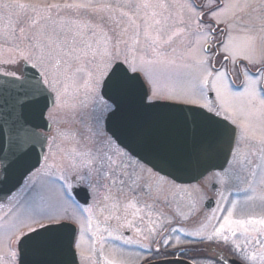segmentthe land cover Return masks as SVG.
<instances>
[{
  "label": "snow or ice",
  "instance_id": "snow-or-ice-1",
  "mask_svg": "<svg viewBox=\"0 0 264 264\" xmlns=\"http://www.w3.org/2000/svg\"><path fill=\"white\" fill-rule=\"evenodd\" d=\"M0 7L28 10L39 19H50L52 12L59 14L65 10L83 9L101 13L109 10L111 5L104 4L94 8L90 2L61 4L36 0L27 4L4 2L0 3ZM124 7L132 11V15L121 11V15L128 18V25L115 36H110L102 23L88 21L79 24L76 33L63 39L53 34H46L41 28L37 38L45 40L46 43L33 46L38 47L39 52L33 53L31 49L22 51L16 67L0 74V77H8L4 79L3 86H0V132L7 129L6 146L10 156L5 170L13 165L24 169L23 175L29 178L22 186L21 198L24 192L32 191L31 198L26 201L27 210L19 218L12 233L16 236L15 249L9 246V251L14 264H24L20 258L22 248L40 255L59 253L71 258L61 262L41 259L35 261V264H75L76 254L81 261L85 258L81 244L85 222L75 213L80 212L81 216L83 213H88L87 225L91 229L92 207L99 194L98 181L101 172L104 171L105 157L93 156L90 150H85L80 153L82 159L79 165L72 163L68 169H63L55 160L50 163L45 156L44 162L35 172H33L35 164L30 162V156L35 153L36 147L49 138L37 132L41 125L27 119L26 113L31 114L35 120H44L52 117L53 108L57 110L67 108L68 104L63 97L68 90L69 81L77 96L83 92V99L79 100V104L84 107L89 103L93 105L90 118L97 125L118 114L152 112L161 107L156 103L158 100L196 106L216 116L224 113L231 124L241 130V135L236 140L237 148L240 139L253 141L259 146L261 164L258 167L264 172V37L260 38L262 43L258 47L257 38L251 34L242 37L244 43L240 45L234 43L235 38L231 35L227 42L220 40L217 35V33L223 34V30L219 28L220 24H225L229 29L232 27L234 21L227 17L229 12L235 16L237 11H243L250 5L221 3V0H199V3L196 0H185L178 5L181 9V24L187 23L190 26L194 22L200 38L197 47L191 49L188 55L180 57L178 64L175 59H166L159 48L160 45L169 43L176 33L167 35L166 39L163 38L160 33L164 31V24L160 19H155L157 16H163V11L173 6L160 3L158 0H135L134 4L129 3ZM149 9L151 16L144 17L143 36L147 48L151 49L154 56L146 59L147 52H145L137 58L135 45L139 43L140 36L137 19L141 10ZM154 19L155 25L161 27H154L151 22ZM129 28L132 29V35L125 39ZM153 30L157 35H153ZM85 32L91 33V39H83ZM248 32L251 33V29ZM130 39L133 41L132 44H129ZM153 65L180 69L184 76L180 86L169 87L167 90L158 88L154 73L149 67ZM26 66H28L27 70ZM79 73L86 74L82 84L76 81ZM229 73L237 79H240L241 75L244 77L240 85L242 91L232 90L231 81L228 80ZM211 92L215 93L216 100L219 101L215 108L208 103H201L209 100ZM53 96L55 99L50 108L49 101ZM258 97L259 107H257ZM72 107L75 108L76 105ZM257 116L260 117L259 124L255 122ZM201 118L207 119L202 112H192L190 121L182 114L176 117L187 126L183 136L170 132L164 125L148 133L158 138L156 149L163 162L177 170H191L202 158L218 151L220 137L217 134L211 130L197 134L196 124ZM107 143L111 146L112 141L109 140ZM181 144L186 145V149L181 150L179 147ZM237 148L230 146L228 149L233 157V160L228 161L229 165L231 166L234 161L242 166L245 161L252 164L253 161L248 158V154L239 153ZM99 151L98 149L97 152ZM117 155L124 156L125 153L117 150ZM250 155L256 156L257 152L253 151ZM107 161L110 169L114 171L117 161L113 160L111 155L107 156ZM0 163H3L2 158ZM97 163L99 167L96 166ZM53 168L61 169L60 174L55 175V182H59L58 188L53 186L52 180L38 182V177L52 176ZM241 170L245 169L242 167ZM227 172L226 169L224 173H213L212 180L223 184L227 179ZM253 175H255L254 171ZM109 178L111 177L107 175L104 177L105 180ZM238 178L243 179V177ZM163 182L161 179L155 183L159 185ZM123 183L121 180V184ZM136 186L142 187L139 184ZM148 188L149 193L146 194H150L151 185ZM199 190V188L194 189V191ZM109 198V195L105 196V199ZM220 198L224 199L222 192ZM89 199L93 204L81 211V203L87 204ZM126 207H134V205L130 203ZM235 208L236 202H232L231 208L226 209L227 215L223 217V223L210 234L201 235L202 229H198L195 232H185L184 235L197 237L198 243L209 244L213 241L219 242L223 236V242L227 244L228 237L223 234L227 229L236 236L233 226L247 232L246 225H260L258 229L253 228L252 231L264 233V219L233 220ZM69 209L73 210L71 214ZM167 223L172 224L173 221L169 220ZM171 230L179 231L175 227ZM113 238L123 240L126 244L132 242L124 239L121 234L114 235ZM144 239H150V236ZM157 243L167 246L169 241L162 239ZM257 243L264 246V241L258 240ZM2 246L3 243L0 242V247ZM147 251L151 252V249ZM159 254L158 248L156 255ZM164 255H175V253L165 252ZM145 259L151 264V261L155 260V255L151 258L146 256Z\"/></svg>",
  "mask_w": 264,
  "mask_h": 264
},
{
  "label": "rangeland",
  "instance_id": "rangeland-1",
  "mask_svg": "<svg viewBox=\"0 0 264 264\" xmlns=\"http://www.w3.org/2000/svg\"><path fill=\"white\" fill-rule=\"evenodd\" d=\"M4 2L27 4L34 3L36 0H0V3ZM47 2L61 4L90 2L94 8L104 4L111 5V8L101 13L83 9L79 11L65 10L59 14L52 12L50 19H39L34 13L28 10H21L18 8L4 9L0 7V68L4 70L8 69L9 65H17L22 51L31 49L33 53H38L39 48L33 46L46 43L45 40L37 38V33L41 28H43L46 34H53L63 39L65 36H72L78 31L79 24L88 21L90 23H102L105 31H107L110 36H115L128 25V18L122 16L121 11L129 12V15H132V11L124 6L129 3L134 4L135 0H47ZM158 2L173 6L164 10L163 16L155 17V19H160L162 24H164V31L161 32L160 35L166 39L167 35L176 33L169 43L162 44L159 48L166 59H175L178 64L180 62V57L188 55L191 49L197 47V41L200 39L197 35L198 30L194 22L190 26L187 25V23L181 24V9L178 5L184 3L185 0H158ZM196 2L199 3V0H196ZM221 3H234L240 4L241 6L248 4L250 7L245 8L243 11H237L235 16H233L231 12L227 14V17L232 19L234 23L230 29L227 28L225 24L219 25V28L223 30V34L217 33L219 39L227 42L229 35H231L235 38L234 43L240 45L244 43L241 38L251 34L257 38L256 43L259 47L262 43L260 38L264 37V0H221ZM146 15L151 16L150 9L146 11L141 10L139 12L137 23L140 25V36L138 38L139 43L135 45V54L137 58H139L140 55H144L145 52H147V59L153 58L154 54L151 52L150 48H147L143 36L144 17ZM101 17H103V20H101ZM155 19L151 21L154 27H161L160 25H155ZM34 21L36 22L35 24L33 23ZM249 29H251V33L248 32ZM131 35L132 29L129 28L124 38L127 39ZM153 35H157L155 30H153ZM83 39H91V33L85 32ZM132 43L133 41L130 39L129 44ZM149 67L154 73L157 87L163 90H167L169 87L178 88L184 78L182 71L176 67L165 68L162 65H153ZM85 77V73L77 74V83L82 84ZM243 79L244 77L242 75L240 79H237L229 73L228 80L231 81L230 87L233 91L237 89L242 91L240 85ZM145 85L148 87L146 82ZM61 87L63 88V85H61ZM210 94L212 95V100L201 101V103H208L212 107L214 103L218 106L219 101L216 100L215 93L211 92ZM63 99L67 102L68 107L59 110L53 108L52 117L48 118L52 125V129L49 134L44 157L47 156L50 163L55 160L56 164L61 165L63 169H68L72 163L79 165L82 159L80 153L85 150H90L93 156L103 155L105 157L104 171L101 172L98 181L100 185L99 194L96 198L95 205L92 207L91 229H89L87 225L88 213H83L82 216L80 212L75 213L79 219L85 222V230L81 240L85 258L81 261L77 254L79 264H136L142 258L139 250L129 245H122L119 243L120 239L113 238V236L117 234L123 236V232L129 230L132 225L133 221L131 219L136 216V212L133 211L132 216L130 215L131 219L126 218L125 209L122 206L121 194L127 192L137 193L123 188L126 183L121 184V180L123 181L125 178H129L135 182L142 179L144 183L148 185H150V183L156 184L155 182L161 179L164 181L159 185L156 184L158 190L157 194H155V199L160 209V218L161 221H163L162 223L168 225L167 221L172 220L171 218L174 216L179 227L183 225L184 228L185 225H189L190 221L193 220L194 223L195 219L200 218L203 209L202 204L206 198L204 190L208 187V183L213 181L212 177L204 180L200 184L188 186L178 185L169 179L159 176L117 147L114 141L105 133L104 121H101V123L97 125L96 122L90 118L93 105L89 103L87 107H84L79 104V100L83 99V92L77 96L71 81L68 82V90ZM158 101L176 104L170 101ZM72 105H76V107L73 108ZM257 107H259V97L257 98ZM221 116L227 119L226 114L222 113ZM259 120V116L255 117V122L257 124H259ZM109 140L112 141L111 146L107 143ZM256 146L258 145L253 141L240 139L238 148H236L239 153L248 154V158L251 159L252 156L250 153L253 152ZM98 149L100 150L99 152H97ZM117 150L125 153V155L118 156ZM108 155H111L113 160L117 161V164L114 166V171L109 167L107 161ZM44 157L41 164L44 162ZM246 162L247 161H245L244 164H246ZM260 164L261 162L259 165ZM237 165L238 162L236 161H234L231 166L229 165L227 168L228 178L237 177L239 171V177L247 178L249 170L242 171L241 169H236ZM40 166L37 169H39ZM96 166L99 167V164L97 163ZM60 171V168H53L52 176L38 177V182L43 183L52 180L54 181L53 186L58 188L59 182H55V175H59ZM244 172H246L245 175ZM106 175L111 178L105 180L104 177ZM117 176L118 178H115ZM262 177H264V172L261 171V167H258L257 178L260 179ZM28 178L29 177L25 180ZM257 182L260 181L257 180ZM73 183L75 185V181H73ZM131 185H133L134 188L137 187V183ZM22 186L4 202L0 203V242L3 243V246L0 247V264H10V262L14 264L9 251V246L15 249L14 241L16 236L12 233L14 232V227L18 223L19 218L27 210L26 201L32 196V191L30 190L24 192L23 198H21L23 192ZM196 188L200 190L194 191ZM106 195H109L110 198L105 199ZM114 195H118V198H113ZM245 196V198L234 200V202H236V208L233 210V214L238 215L249 212L251 203H253L254 200L252 192L247 193ZM92 204L93 201L90 199L89 205ZM80 208L82 211L85 207ZM72 212L73 210L69 209V213L71 214ZM191 212L192 217L190 215ZM128 220L131 222L130 224ZM162 223L161 225L163 226ZM121 225H123V227H120ZM161 231H163V227H161ZM207 231L211 233L210 225ZM110 233H112V235H110ZM183 241L182 232L176 233L175 242L179 244Z\"/></svg>",
  "mask_w": 264,
  "mask_h": 264
},
{
  "label": "flooded vegetation",
  "instance_id": "flooded-vegetation-1",
  "mask_svg": "<svg viewBox=\"0 0 264 264\" xmlns=\"http://www.w3.org/2000/svg\"><path fill=\"white\" fill-rule=\"evenodd\" d=\"M15 67L16 64L14 66L9 65L8 69L3 70L0 68V73L3 74ZM210 100H212V98ZM213 107L215 108L217 105L213 103ZM218 117L225 119L221 115ZM46 119L48 120V118ZM233 126L237 130V140L241 132L237 126ZM236 147L237 144L235 141L234 148ZM258 149L259 146H256L253 149V151L257 152V155L252 156V164H248L246 162V164L242 166L240 163H238L236 167V169L239 170L242 169V167L246 171L249 170L247 178H238L240 174L239 171V174L237 173V177L228 178L227 174V179L223 184L215 181H210L208 183V187H206L204 190V195H206V198L202 204L203 209L200 214V218L195 219L194 223L193 220L190 221L189 225H185L184 228L183 225L179 227L174 216L171 218L173 221L172 224L167 225L162 223L163 221H161L159 214V205L155 199V194H157L158 190L156 184L150 183V194H146L149 193V185L145 184L142 179H139L137 182H135L142 186L140 188H134L133 185H131L134 183L129 178L123 179V182L126 183L123 188L137 192H127L120 195L122 206L125 209L126 218L131 219L130 215L132 216L133 211L136 212V216L131 219L133 222L130 229L123 232V238L132 242L126 244L123 242V240H120L119 243L122 245L132 246L136 250H139L140 256L142 258L140 257L141 259L136 264H149L145 257L147 256L151 258L153 255H155V260L151 261V263L160 260L171 259L174 262L183 261L188 262L189 264H226L222 258H227L234 260L239 264H264V246H262L260 243H257L258 240L264 241V233L252 231L253 228L258 229L260 225H246L248 229L247 232H245L243 229L233 226L237 233L236 236H233L231 232L226 229L223 235L228 237L227 244L223 242V236H221L219 242L213 241L211 244H209L207 242L198 243L196 242L198 239L197 237L184 235L185 232H195L198 229H202L201 235L206 236L210 234V232L207 231L209 225L211 232L215 228H218L220 224L223 223V217L227 215L226 209L231 208L232 202H234L236 199L245 198V195L249 192H252L254 199L253 203H251V209L246 214H233L232 219H264V177L260 179L257 178L258 165L261 162L259 159ZM229 160H232L231 154L228 161ZM228 167L229 163L227 162L222 170L212 171L197 183L190 184L188 186L202 183L204 180L212 177L213 173H224ZM253 171L255 172V175H253ZM245 174L246 172H244V175ZM257 180L260 182H257ZM221 192L223 193L224 199L219 197ZM117 196L118 195H114L113 198H118ZM130 203L133 204L134 207H126ZM87 206L81 205L80 207ZM137 209L140 211H137ZM190 215L192 217V212ZM161 227H163V231H161ZM173 227L179 229L178 232H182L184 240L183 242L179 244L175 242V234L178 232H173L171 230ZM149 230H151V232ZM146 236H150V239H144ZM162 239H167L169 244L165 246L162 243H157V241H162ZM140 245H143V247ZM149 248L151 249V252L147 251ZM158 248L160 249V254L156 255V250ZM165 252L175 253V255H164Z\"/></svg>",
  "mask_w": 264,
  "mask_h": 264
},
{
  "label": "water",
  "instance_id": "water-1",
  "mask_svg": "<svg viewBox=\"0 0 264 264\" xmlns=\"http://www.w3.org/2000/svg\"><path fill=\"white\" fill-rule=\"evenodd\" d=\"M27 67L28 66H26V70ZM4 79H8V77H0V86H3ZM145 88H147L146 85ZM209 98H212V95H210ZM53 101L54 97L49 101L50 108ZM156 103L161 107L152 112L143 114H118L117 116L104 120L105 132L118 147L126 151L131 157L150 168L153 172L166 177L177 184L188 185L196 183L208 173L222 170L225 167L230 157L228 149L230 146L234 148L237 135V130L231 123L196 106L171 104L159 101H156ZM192 112H202L204 117L207 118H201V120L197 121V134L211 130L220 137V145L218 151L202 158L191 170H177L172 165L161 160L159 152L156 149L158 138L155 135L148 133L158 126L164 125L170 132L179 133L180 136H183L187 131V126L178 121L176 117L182 114L190 121ZM26 117L31 122L39 123L41 125V127L37 129V132L41 136L49 137L51 124L47 119L35 120L31 114L28 113H26ZM140 129L146 131L141 132L139 131ZM6 142L7 129L5 128L3 132H0V158L3 159V163H0V202H4L10 197L12 193L22 185L24 179L27 177L23 175L24 169L18 165H13L5 170V165L10 159ZM46 144L47 140L41 145H38L35 153L30 156V162L35 164L33 171L37 169L42 162L46 150ZM179 147L181 150L186 149V145L184 144L179 145ZM37 161H39V163ZM201 173H203V176H201ZM81 199H83V197H81ZM81 204L87 205L84 203ZM73 251L75 252V250ZM21 253L22 255L20 258L23 260L24 264H35V261L41 259L56 260L58 262L71 259L64 254L40 255L30 250H24L23 248L21 249ZM74 259L75 264H78L77 255L74 256ZM222 260L225 261L226 264H239L234 260L227 258H222ZM157 262H159V264H189L188 262L183 261L174 262L171 259L160 260L151 264H157Z\"/></svg>",
  "mask_w": 264,
  "mask_h": 264
}]
</instances>
